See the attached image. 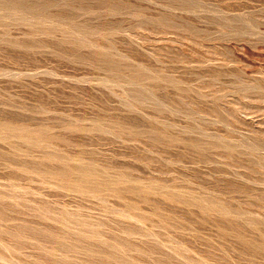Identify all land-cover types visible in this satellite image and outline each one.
<instances>
[{
	"label": "rangeland",
	"instance_id": "rangeland-1",
	"mask_svg": "<svg viewBox=\"0 0 264 264\" xmlns=\"http://www.w3.org/2000/svg\"><path fill=\"white\" fill-rule=\"evenodd\" d=\"M15 1L0 264H264V0Z\"/></svg>",
	"mask_w": 264,
	"mask_h": 264
},
{
	"label": "bare ground",
	"instance_id": "bare-ground-1",
	"mask_svg": "<svg viewBox=\"0 0 264 264\" xmlns=\"http://www.w3.org/2000/svg\"><path fill=\"white\" fill-rule=\"evenodd\" d=\"M18 4V3H17ZM46 2L45 1H41V0H37V1H34V2H30V3H28L27 4V6H24L23 7V9H24V11L25 12H31L32 13V11H35L36 9L37 10H43L44 8H45V6H46ZM22 5V4H21ZM16 8H18L17 7V5H16V1L15 0H2V1H0V11H6L7 13H14V10H18V9H16ZM40 10V11H41ZM45 11V10H44ZM40 13H42V11L40 12ZM25 14H27V13H25ZM45 14V13H44ZM43 14V15H44ZM48 14V13H47ZM2 15V14H1ZM23 15V14H22ZM42 15V14H41ZM46 15V14H45ZM4 16V15H3ZM40 16V15H39ZM46 19V18H45ZM83 30V29H82ZM81 30V31H82ZM82 32H84V31H82ZM81 32V33H82ZM69 33H70V31H69ZM72 35V34H71ZM75 35V34H74ZM83 35V34H82ZM74 37V36H73ZM76 37V36H75ZM85 38V37H84ZM81 38H79L78 40H80ZM83 39V38H82ZM75 40V39H74ZM83 40H86V38L85 39H83ZM82 41V40H81ZM82 42H84V41H82ZM81 42V43H82ZM130 80V79H129ZM132 80V79H131ZM132 82V81H131ZM133 83L135 84V83H137V82H134L133 81ZM130 84V83H129ZM134 90H136V89H134ZM137 92V91H136ZM67 169V168H66ZM68 171V170H67ZM67 171H62L61 173L60 172H58V173H60L61 175H60V177H63V178H65L66 179V176L68 175V173H67ZM82 174H79V176L81 175V179H82V181H84V182H90V181H92V177H91V171H90V169L88 168V169H83L82 171ZM80 172V173H81ZM123 179V178H122ZM78 180V179H77ZM67 181V180H66ZM65 181V182H66ZM82 184V183H81ZM84 185V184H83ZM82 185V186H83ZM89 185H91V184H89ZM97 185L99 186V183H97ZM96 184H94L91 188V191H94V190H97L98 189V186H97ZM102 185V184H101ZM103 186V185H102ZM80 189V188H79ZM82 189V188H81ZM84 189V188H83ZM103 191V190H102ZM102 194V193H101ZM105 195V194H104ZM95 196V195H94ZM97 197H100L99 196V194H98V196ZM102 198V197H101ZM93 229V228H92ZM92 232V231H91ZM90 233V232H89ZM88 233V234H89ZM98 233V232H97ZM83 234V233H82ZM95 234V233H94ZM93 234V235H94ZM49 235H51V234H49ZM79 235V234H78ZM96 235V234H95ZM94 235V236H95ZM47 236H48V234H47ZM80 236V235H79ZM86 236H88V235H86ZM49 237V236H48ZM57 237V236H56ZM81 237H82V235H81ZM78 238V237H77ZM79 239V238H78ZM85 239H87V238H85ZM95 239H97V237L95 238ZM94 239V240H95ZM52 240V239H51ZM54 240V239H53ZM80 240V239H79ZM78 240V241H79ZM89 240H90V238H89ZM101 240V239H100ZM55 241H56V239H55ZM60 241V240H59ZM77 241V242H78ZM86 241H88V240H86ZM93 241V240H92ZM76 243V242H75ZM83 243V242H82ZM73 244V243H72ZM109 244V243H108ZM61 245V244H60ZM64 245V244H63ZM62 245V246H63ZM66 246V245H65ZM64 246V247H65ZM68 247H69V249L71 248L69 245H67ZM67 247V248H68ZM75 247V246H74ZM73 247V248H74ZM88 247V246H87ZM113 247V246H112ZM63 248V247H62ZM72 248V249H73ZM108 250V249H107ZM63 251V250H62ZM67 251H68V249H67ZM90 251V250H89ZM117 251V250H116ZM114 252V251H113ZM109 253V252H108ZM115 253V252H114ZM121 253V252H120ZM119 254V253H118ZM114 255V254H113ZM64 257V256H63ZM62 257V258H63ZM108 257V256H107ZM113 257V256H112ZM65 258V257H64ZM105 258H106V256H105ZM118 258V257H117ZM120 258H122L121 256H120ZM116 259V258H115ZM114 259V260H115ZM67 260V259H66ZM107 260V259H106ZM116 261V260H115ZM105 262V261H104ZM108 262V261H107ZM113 262V261H112ZM130 262V261H129ZM108 263H110V262H108ZM114 264V263H113ZM130 264V263H129ZM133 264V263H132Z\"/></svg>",
	"mask_w": 264,
	"mask_h": 264
}]
</instances>
